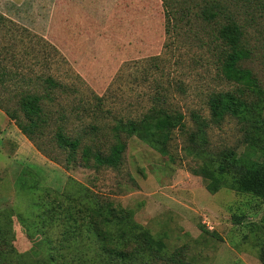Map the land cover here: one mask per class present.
Returning <instances> with one entry per match:
<instances>
[{
	"label": "rangeland",
	"instance_id": "1",
	"mask_svg": "<svg viewBox=\"0 0 264 264\" xmlns=\"http://www.w3.org/2000/svg\"><path fill=\"white\" fill-rule=\"evenodd\" d=\"M224 2L251 53L241 66L264 88V7L255 1ZM167 3L178 7L180 0ZM221 23L192 16L190 25L168 34L162 0H0V264H63L65 259L80 264L73 257H97L98 244L90 242L52 262L36 223L37 206L47 201L43 190L61 193L73 180L133 211L135 221L164 242L163 258L152 264H175L171 257L177 254L176 264H264V201L228 188L213 195L206 179L193 174L204 165L190 151L193 113L210 119L209 97L238 88L222 73ZM46 43L57 50L51 69ZM50 74L72 91L45 104L50 122L38 140L41 151L6 110H17L22 92H43L33 81ZM159 93L186 115V131H175L171 156L122 133L118 140L125 149L118 167L81 160L84 147L110 154L117 143L111 131L116 119L139 118ZM59 128L83 141L72 164L67 162L71 153L55 143ZM243 135L236 120L211 124L209 154L246 152ZM60 230H44L57 248Z\"/></svg>",
	"mask_w": 264,
	"mask_h": 264
},
{
	"label": "trees",
	"instance_id": "2",
	"mask_svg": "<svg viewBox=\"0 0 264 264\" xmlns=\"http://www.w3.org/2000/svg\"><path fill=\"white\" fill-rule=\"evenodd\" d=\"M162 1L168 34L180 24L190 25L192 16L201 22L202 19L208 23L223 21L217 28V40L225 47L221 57L222 73L226 80L238 85L235 91L213 93L209 97L210 119L193 113L196 129L189 136L190 151L199 162L204 160V165L194 168L193 174L206 179V188L213 195L228 188L264 201V88L251 69L241 66L251 54L245 44V32L223 0H180L178 7L167 5V0ZM243 1H255L264 7L263 0ZM43 50L46 67L51 69L50 62L57 54L53 51L57 50L49 43ZM33 83H39L43 92L20 93L16 99L17 110H6V113L42 151L38 140L45 136L50 122L45 104L55 103L62 95L69 94L72 87L54 74L41 76ZM149 102L150 105L139 118L116 119L111 131L117 143L112 146L110 154L94 153L90 147H84L81 160L87 165L92 162L96 167H118L125 149V145L118 140L122 133L136 137L163 156H171L170 144L175 131H186V115L169 102L164 93L154 95ZM227 118L241 125L247 151L238 153L228 149L211 156L208 130L211 124L220 126ZM54 139L61 150L71 153L67 155V162L72 164L83 145L82 139L68 135L62 128L58 129ZM72 183L73 186L61 193L44 189L47 201L41 207L37 206L41 211L35 216L39 221L36 223L41 226V234L46 238L52 262H56L57 257L65 258L70 248L79 249L90 242L98 244L100 253L94 260L73 257L78 263L152 264L163 258L164 242L154 238L146 227L137 223L133 211L104 201L77 181L73 180ZM241 220L237 218L236 223L239 224ZM55 228L61 229L58 248L51 243L48 232L44 231ZM180 256L173 255L171 260L176 264ZM65 260L63 264H67Z\"/></svg>",
	"mask_w": 264,
	"mask_h": 264
}]
</instances>
